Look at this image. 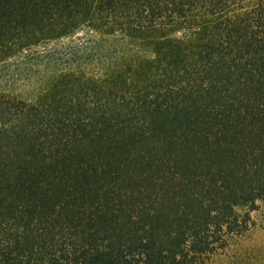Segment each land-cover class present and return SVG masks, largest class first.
I'll return each mask as SVG.
<instances>
[{
	"label": "trees",
	"instance_id": "1",
	"mask_svg": "<svg viewBox=\"0 0 264 264\" xmlns=\"http://www.w3.org/2000/svg\"><path fill=\"white\" fill-rule=\"evenodd\" d=\"M22 65L33 97L0 78V264H212L253 232L264 0H0V69Z\"/></svg>",
	"mask_w": 264,
	"mask_h": 264
},
{
	"label": "rangeland",
	"instance_id": "2",
	"mask_svg": "<svg viewBox=\"0 0 264 264\" xmlns=\"http://www.w3.org/2000/svg\"><path fill=\"white\" fill-rule=\"evenodd\" d=\"M85 33L79 32V36H83ZM69 41L66 39H63L60 43H53V47L58 46L59 47H65L66 44ZM104 44L108 49L113 51L112 56H115L114 54L118 50H124L125 48H132L133 46L130 44H127L126 42H122L121 39H118V35L113 36L110 40L105 41ZM125 52V51H122ZM127 53V52H126ZM107 58L109 56H106ZM55 63L57 61H54ZM14 62H12L11 65ZM92 64V63H91ZM84 65H88L87 63H84ZM57 66L59 68H66L68 66L65 65V62H58ZM90 66V65H88ZM68 68V67H67ZM8 69L14 71L15 69H12L11 66L5 68V70L0 69V78L5 77L8 80H13L21 78V80L18 81L20 84L21 89H15L13 86L10 89L9 93L12 95H19L22 98L28 99L30 97H33L34 90H37L38 88V82L36 81L37 78H39L38 72L39 69L36 71H29L26 69L23 65L21 66V70L18 73V75H9L8 77L5 76L9 72L10 74H13L11 71H8ZM8 71V72H7ZM53 70H48L46 72H52ZM43 72V73H46ZM22 74V76H21ZM42 75V74H41ZM40 75V76H41ZM5 82V79H4ZM15 83L16 87L18 86ZM239 214H243L246 209L243 207H239L237 209ZM251 217L255 223V227L253 228V232L248 234L247 237L241 239L240 241L234 242L233 247L231 250H227L225 254L218 256L215 258L212 264H264V201L260 203V208L258 211H254L251 213Z\"/></svg>",
	"mask_w": 264,
	"mask_h": 264
}]
</instances>
